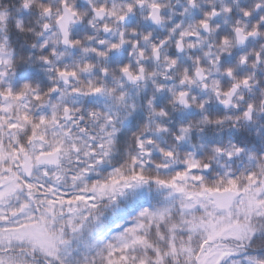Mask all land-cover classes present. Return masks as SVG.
<instances>
[{
  "label": "snow or ice",
  "instance_id": "obj_1",
  "mask_svg": "<svg viewBox=\"0 0 264 264\" xmlns=\"http://www.w3.org/2000/svg\"><path fill=\"white\" fill-rule=\"evenodd\" d=\"M0 264H264V0H0Z\"/></svg>",
  "mask_w": 264,
  "mask_h": 264
}]
</instances>
